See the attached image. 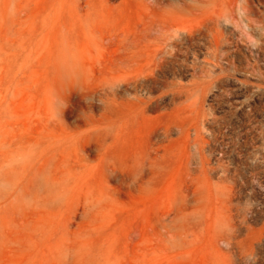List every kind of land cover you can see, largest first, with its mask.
Masks as SVG:
<instances>
[{"label":"rangeland","instance_id":"1","mask_svg":"<svg viewBox=\"0 0 264 264\" xmlns=\"http://www.w3.org/2000/svg\"><path fill=\"white\" fill-rule=\"evenodd\" d=\"M0 264H264V0H0Z\"/></svg>","mask_w":264,"mask_h":264}]
</instances>
